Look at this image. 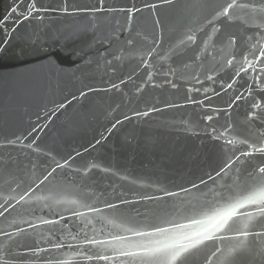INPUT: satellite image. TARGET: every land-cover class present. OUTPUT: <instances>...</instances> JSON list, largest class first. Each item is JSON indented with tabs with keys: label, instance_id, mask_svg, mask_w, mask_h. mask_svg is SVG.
I'll return each instance as SVG.
<instances>
[{
	"label": "water",
	"instance_id": "obj_1",
	"mask_svg": "<svg viewBox=\"0 0 264 264\" xmlns=\"http://www.w3.org/2000/svg\"><path fill=\"white\" fill-rule=\"evenodd\" d=\"M28 3L0 0V201L12 205L0 228L13 233L9 264H127L91 258L119 249L167 264L190 250L181 247L188 237L201 251L191 264L205 256L264 264V181L248 175L259 157L216 174L245 137L264 143V119L247 115L264 112V91L247 89L264 64L254 56L264 49V0L230 18L219 13L225 0H105L103 10L98 0H36L41 10L25 19ZM240 91L245 98L232 103Z\"/></svg>",
	"mask_w": 264,
	"mask_h": 264
},
{
	"label": "snow or ice",
	"instance_id": "obj_2",
	"mask_svg": "<svg viewBox=\"0 0 264 264\" xmlns=\"http://www.w3.org/2000/svg\"><path fill=\"white\" fill-rule=\"evenodd\" d=\"M249 3H250V0H225V3L219 9V13L223 15L225 18H230L229 17L230 10L248 7ZM104 4H105V0H98L97 10H103ZM145 6L154 7V5H145ZM262 7H264V5H262ZM40 10L41 9L36 7V0H29L26 11H23L21 15H23L25 19H28L29 16L33 12H39ZM128 11L129 13H131L130 9ZM136 11H140V9L137 8ZM188 39L195 41V36L193 34H188ZM200 43L203 44L204 41L201 40ZM232 43H235L234 38H232ZM150 55H151V50L149 53V59H142V64L145 68L148 67ZM254 56L257 59H259V57L261 56H264V49H258L257 53L254 54ZM233 59H236V57L235 56L230 57L229 59L226 60V63L231 64ZM241 69L242 71L246 72L248 75H252L250 66L249 68H244L243 65H241ZM239 75H240V72H236L233 74V78ZM145 76L150 77L151 70L146 71ZM262 77H264V64L260 65L259 69L255 72L253 81L250 83H247V89L250 90L248 92L249 95H251L253 91H264V87H262V85H264V80H262ZM208 79L211 80L212 76L209 75ZM226 87L228 89H231L232 82L227 83ZM243 98H245V92L240 91L238 92L236 96L233 97L232 103H236ZM259 99L261 101H264V95H260ZM251 104L253 105V108L255 109H259L261 107L260 105L257 104L255 98L252 99ZM231 106L232 105L230 104L229 107ZM214 114H215L214 112L209 113L206 116V119L208 121H211L213 119ZM247 115L249 119L252 120L253 122H255L257 117L264 119V112L253 111L252 108L249 109V113ZM229 128H230V125L226 124L224 126V131L225 132L229 131ZM213 132H215V129H213ZM214 138L220 139L221 137L217 135ZM225 142L227 144L232 143L231 140H226ZM243 142L245 143V147L240 148L238 150L239 155H235L234 153L235 159L231 161H226L224 165L219 169V171H217L216 173L217 176H221L223 173H225L226 169L231 168L233 163L240 160V157H259L257 162L251 168V171L248 173V175L254 178L255 180L264 181V143H260L259 141H256V140H252L251 142H248L247 137L244 138ZM249 163H251V161H249ZM57 167H62V165L57 164ZM52 171L54 172L55 169H53ZM48 175H51V172ZM45 179H47V177H45ZM27 194H28V189H25L24 192L20 195V199L17 200L16 203H20L21 201H24L25 196ZM221 199H225V202L227 203L226 198L221 196ZM11 206L12 205L7 200L0 201V216H4L8 212ZM108 207L114 208L116 207V205L109 204ZM261 211H264V209H262ZM75 214L80 215L79 212H75ZM228 215H230V213L227 212L226 210L218 213L220 220L226 219ZM60 219H64V217L61 216ZM188 219H191L193 223L197 222L196 216L188 217ZM54 222L58 223V221H52V220L44 221V223H54ZM26 223L28 224L29 227L35 226V224L31 221H26ZM148 227L153 228L155 231H165L166 230L160 224H152V225H149ZM24 231H26V229H24L23 227L17 226V232H24ZM135 232L137 235H149L150 234L140 228L135 229ZM12 239H13V233L9 232L7 228H0V264H9V260L14 258L8 254L10 253L11 249L7 247L9 241H11ZM85 239L89 240V237L85 236ZM188 239L191 241V243L187 245H182L181 247L185 249H190V250L184 255H181L180 253L173 254L172 259L167 261V264H191V262L197 256L201 254V251L199 249H195V245L199 244V241L194 240L192 237H188ZM90 243L96 244V243H99V241L95 237H93L90 239ZM61 246H62V243L57 245V247H61ZM68 247H71V245H68ZM76 250L81 251L82 249L78 247ZM117 251H118V255H115V256H108V255L101 254L99 252H93L91 253V258L96 259V260H104V261H108L110 259L117 260V259L127 258V264H135L136 261H140L141 264H149V257L147 256L145 252L132 251V250H127V249H119ZM55 258L61 259V257H55ZM163 259H166V258H162V257L151 258V260L154 262H159ZM204 259H205L206 264H209L208 257L205 256Z\"/></svg>",
	"mask_w": 264,
	"mask_h": 264
}]
</instances>
